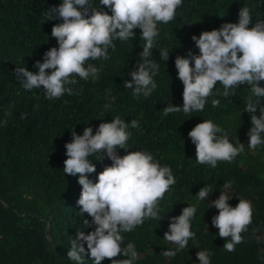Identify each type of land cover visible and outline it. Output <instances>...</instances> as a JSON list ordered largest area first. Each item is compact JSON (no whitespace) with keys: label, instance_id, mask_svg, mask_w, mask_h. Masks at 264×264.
<instances>
[{"label":"trees","instance_id":"16d2710c","mask_svg":"<svg viewBox=\"0 0 264 264\" xmlns=\"http://www.w3.org/2000/svg\"><path fill=\"white\" fill-rule=\"evenodd\" d=\"M59 2L0 0V122L7 120V125L0 127V264H72L67 259L70 239L76 236V229L83 227L77 205L81 186L77 178L64 176V146L71 142L74 127L81 134L88 123L95 134V128L102 122H111L113 116H120L127 123L139 120L140 128L131 129L132 149L128 151H151L162 165L172 168L177 179L160 201L164 219L146 221L124 234L126 243H135L140 253L137 264H199L196 253L205 248L214 253L212 264H264V148L256 153L247 148L251 122L243 109L251 97L248 86L237 89L235 97H210L202 113L163 115L169 103L182 104L183 84L177 78L174 60L190 50L198 54L192 35L237 22L243 7L250 8L254 24L264 21V0H184L176 19L160 26L158 46L173 52L166 64L160 60L159 51L153 50L160 73L155 78L157 89L147 99H133L123 85L125 79H130L128 73L140 59L144 44L141 30L135 29L136 40L115 42V52L110 50L111 60L93 62L97 67L103 65V72L96 82L80 81L77 88L83 89L82 95L49 101L39 90L26 91L16 70L38 72L34 64L43 62L47 50L58 47L51 32L53 25L61 21L44 22L43 13ZM215 98L221 100V106L213 109L211 100ZM24 113L27 117L21 118ZM202 119H212L228 131L234 142L245 143V153L231 163L220 162L215 169L198 164L188 132ZM118 154L122 157L126 152L121 149ZM90 159L97 171L89 179L95 181L112 161L107 157L102 162L95 161L98 156ZM228 180L234 181L237 196L253 203V222L242 233L244 242L237 245L235 252H226L223 244L227 238H219V230L211 225L218 210L207 211V205L200 202L192 229L196 239L175 259H166L162 252L171 247L164 240L170 218L179 216L187 204H197L193 195L204 185L217 188L210 200L218 198L219 188L222 191ZM229 203L235 207L239 198L234 197ZM84 218L91 220L87 214ZM82 230L87 233L92 229ZM103 264L111 261L106 259Z\"/></svg>","mask_w":264,"mask_h":264},{"label":"clouds","instance_id":"9594fccd","mask_svg":"<svg viewBox=\"0 0 264 264\" xmlns=\"http://www.w3.org/2000/svg\"><path fill=\"white\" fill-rule=\"evenodd\" d=\"M183 2L60 0L58 6L43 13L44 22L61 21L53 25L51 32L58 47L47 50L43 62L34 64L38 72L17 69L19 82L26 91L39 90V94L49 101L65 95H82L83 89L77 88L80 81L96 82L103 72V65L97 67L93 62L111 60L110 50L115 52V42L136 40L134 30L140 29V40L144 41L140 59L129 71L130 79H125L123 85L131 91L133 99H147L156 91L155 78L160 73V64L153 59V50L159 51L160 60L166 64L173 52L159 48L160 26L176 19ZM191 39L199 50L198 54L190 50L186 56L177 55L174 60L177 78L183 84L182 104L174 106L169 103L163 109V115L202 113L210 97H235L236 90L246 85L251 92L243 109L251 122L247 148L256 153L264 148V87L261 86L264 81V21L254 24L250 8L243 7L239 10L237 22L204 30L199 36L192 35ZM217 84L221 87L217 88ZM220 106L219 98L211 100L213 109ZM257 110L259 115H256ZM26 117V113L21 114V118ZM6 125L7 120L0 122V127ZM139 128V120L127 123L120 116H113L111 122L100 123L95 134L88 123L81 134L75 131V127L71 130V142L64 146L67 158L63 173L77 178L81 186L77 205L83 217V227L76 229V236L70 239L67 259L72 264H87L89 260L92 264H103L106 259L111 264H137L140 253L135 243H126L124 234L133 232L146 221L164 219L160 201L177 184V179L172 168L162 165L151 151H128L132 149L129 147L133 135L131 129ZM188 139L195 146L196 162L212 169L220 162L231 163L245 153V143L234 142L228 131L212 119H202L188 132ZM121 149L126 152L122 157L118 154ZM94 156L99 157L95 161L102 162L105 157L112 161L95 181L89 179V175L97 171L90 159ZM222 189L219 188L218 198L210 200L217 188L204 185L193 195L197 204H187L179 216L170 218L164 240L171 247L162 252L166 259H175L189 247L190 241L196 239L197 234L192 229L200 202L207 205V211L218 210L211 225L219 230L216 234L219 238H227L223 244L226 252H235L237 245L244 242L242 233L253 222V203L234 193L232 180L225 181ZM234 197L239 198L235 207L229 203ZM85 214L91 220L85 219ZM82 229L92 230L86 233ZM213 255L207 248L196 253L199 264H212Z\"/></svg>","mask_w":264,"mask_h":264}]
</instances>
